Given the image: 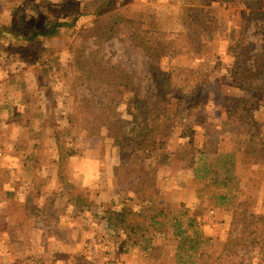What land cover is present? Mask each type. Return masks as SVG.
<instances>
[{
    "label": "rangeland",
    "instance_id": "1",
    "mask_svg": "<svg viewBox=\"0 0 264 264\" xmlns=\"http://www.w3.org/2000/svg\"><path fill=\"white\" fill-rule=\"evenodd\" d=\"M62 1L66 0H31L40 9ZM249 3L264 10V0H120L103 16L104 22L119 17L131 20L134 28L149 32L154 41L171 45L173 53L167 57L172 59L158 64L166 71L167 83L185 88L186 73H178L175 80L177 70L173 69L208 65L203 89L193 80L189 82L196 94L175 89L164 136L150 155L137 151L130 141L115 145L106 129L93 123L92 108L105 104L104 96L115 98V118L131 121L128 101L132 94L108 87L91 96L83 85L85 72L75 67L68 51L73 39L63 35L61 51L50 59L42 81L48 88L41 91L33 69L39 54L34 43L0 52V264H179L180 239L172 226L180 218L182 231L189 218H196L199 225L195 229L199 251L185 252L181 264H237L238 257L228 255L236 249L235 236L245 225L236 205L247 199L258 222L247 243L253 247V264H264V158L256 160L257 154H264V146L260 147L264 131L258 138L250 119L248 124L241 122L244 106L252 98L230 86L234 60L224 40L233 28L241 29V13H249ZM12 6L0 0V24L12 21ZM186 9L195 15L194 24L211 33L207 41L202 35L196 37L198 27L188 38L182 23ZM206 9L212 11L210 19H204ZM19 17L31 18L28 13ZM94 21L83 18L78 22L77 44ZM129 36L122 31L100 50L89 42V50L99 51L105 62L135 74L140 95L148 96L157 67ZM81 96L89 98L90 108L77 107L79 118L87 115L89 119L70 128L66 116L79 105ZM260 108L259 104L253 119L258 125L264 122V107ZM56 132L64 135L72 154L68 164L72 182L96 202L91 210H74L60 194L55 179ZM227 169L233 177L229 183ZM204 174L207 177L200 179ZM225 194L228 200L221 203L219 196ZM159 208L169 217L157 216ZM107 209L124 218L147 212L163 225L155 226L150 246L148 237L133 246L120 229L114 230L103 219ZM185 236L194 238L192 231Z\"/></svg>",
    "mask_w": 264,
    "mask_h": 264
},
{
    "label": "trees",
    "instance_id": "2",
    "mask_svg": "<svg viewBox=\"0 0 264 264\" xmlns=\"http://www.w3.org/2000/svg\"><path fill=\"white\" fill-rule=\"evenodd\" d=\"M5 1L13 4L12 8H10L13 18L10 23L0 24V52L8 53L10 52V46L19 45L20 43H34L37 50L39 49V54L37 57L38 62L34 64L33 69H35V78L40 91L48 88L42 81L47 77L50 59L57 57L61 51L64 35V37L67 36L73 39V42L68 45V51L73 57L75 67L85 72V84H82L91 96L93 94L98 95L108 87H114L120 89L123 93L132 94L128 101L131 108V121L114 117L117 109L115 98L104 96L105 104L98 106L97 109L92 108L93 111L95 110V112H91L94 114L92 117L93 123H100V127L106 129L107 138L112 140L115 145L121 140H126L133 142L137 151L146 155L152 154L160 145L159 142L164 136L166 121L171 113L170 107L175 89H187V95L196 94V88L193 87L189 80L196 81V85H200L202 89L205 87L203 84L206 81L203 78V73L208 68L206 63H201L196 69H173V71L177 70L175 80L178 79V73H186L187 86L185 88L175 82L167 83L166 71L160 70L158 64L161 60L172 59L171 56L167 57L173 53L170 51V44H159L154 41L153 37L148 35L149 32L134 28L131 20L121 17L112 22H104L102 20L105 14L115 9L120 0H66L58 4L44 5L41 9L35 3L33 4L31 0ZM231 1L235 3L238 0ZM249 7L250 11L248 14L241 13L244 18L241 29L239 28L240 30L237 31L236 28H233L230 36H225L224 40L229 42L228 48L234 60L229 76L230 86L251 95L252 98L251 103L244 106L242 112L244 120H241V122L248 124L250 119L252 132L255 133L256 137L260 138V134L262 135L264 131V122L258 125L253 119L259 104L261 105L259 110L264 107V10H260L256 3H249ZM211 12V9H206L204 11V19L206 17L210 19L211 16L209 14ZM26 13L31 16L30 20L23 17L18 18L19 15H26ZM83 18H92L95 21L92 27L82 32L85 36L83 35L81 42L77 44L75 42V36L79 33L77 32V24ZM196 21L195 15L191 10L184 12L182 23L187 29L188 38H192L189 32L198 27L194 30L198 33L196 37L199 38L202 35L201 39L207 41L211 33L206 28H201L198 23L194 24ZM122 31L130 33L129 41L136 43V46L141 48L140 50L144 53L145 58L157 67L151 77L152 86L149 88L148 96L140 95L141 86L135 74L119 64L111 65L105 62L103 56H99V51L91 50V52L89 50V42L100 50L104 45L112 42ZM44 42L47 46L43 45ZM88 104L89 98L81 96L79 105H76L75 110L67 114L66 121L70 128H73L77 123H86L88 121L87 115L82 116L81 119L79 118L80 114L77 112V107L81 108L82 105L87 106L86 110H88L90 108ZM261 140L264 141V136ZM63 141H65L64 135L62 136L59 132L54 133L57 154L55 179L60 186V194L71 202L74 210H91L96 206L95 200L75 185L68 175V164L72 154ZM262 146H264V142L260 147ZM262 158H264V154H257V161ZM225 174L229 176L231 169H227ZM206 177L207 174H204L200 179ZM229 177L225 178L228 183L233 178L231 175ZM222 185L226 186V184ZM219 200L224 203L228 200L227 195H220ZM249 202L250 199H247L246 202H239L236 205V207L240 208L239 215H241L245 225L235 236L237 250H232L228 256L238 257L237 262H235L237 264H253V247L247 243V240L251 237V233L253 234L252 237H254L253 230L257 227L258 222L256 215L251 211ZM129 214V217L124 218L118 211L107 209L103 219L110 222L114 230L120 229L125 235L128 244L138 245L141 240L148 237L146 243L150 246L157 233L155 226H162L163 224L157 223V217H149L147 212ZM157 216L168 218L169 213L167 214L163 208H159ZM176 221V224L172 227H174L175 235L180 239L176 249V257L179 264H181L183 263L181 256L185 252L196 254L199 251L197 246L199 235L195 232L199 225L196 218H189L186 229L182 231L183 223L181 218ZM186 230L192 231L194 238L185 236ZM261 247L264 254V244ZM123 251L128 253L127 249ZM146 256L153 259L151 254Z\"/></svg>",
    "mask_w": 264,
    "mask_h": 264
}]
</instances>
